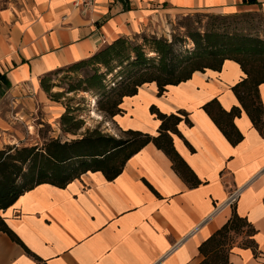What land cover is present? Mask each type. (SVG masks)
Wrapping results in <instances>:
<instances>
[{"label": "crops", "instance_id": "crops-1", "mask_svg": "<svg viewBox=\"0 0 264 264\" xmlns=\"http://www.w3.org/2000/svg\"><path fill=\"white\" fill-rule=\"evenodd\" d=\"M22 2L0 11V76L9 82L0 83V149L20 147L38 126L39 111L48 123L65 113L61 104L48 103L42 89L50 73L120 38L154 33L164 15L202 9L229 15L259 6L242 0H98L94 13L82 15L75 0ZM245 78L238 63L226 60L220 71L196 72L162 96L155 83L145 84L111 119L122 131L157 136L161 121L153 106L166 115L187 114L173 140L199 187L190 188L152 143L112 181L88 172L66 188L41 184L1 212L22 245L0 230V264H200V246L234 213L256 230V249L234 247L230 263L264 264V137L233 91ZM259 90L264 105V84ZM214 99L226 111L242 109L235 124L244 139L236 146L203 109Z\"/></svg>", "mask_w": 264, "mask_h": 264}, {"label": "trees", "instance_id": "trees-1", "mask_svg": "<svg viewBox=\"0 0 264 264\" xmlns=\"http://www.w3.org/2000/svg\"><path fill=\"white\" fill-rule=\"evenodd\" d=\"M242 3L261 5L258 0H242ZM207 17L210 21L204 32L194 29L192 25L188 26V37L194 44V51L185 57L184 62L173 60L172 45L165 40L153 38L150 43V48L159 57L158 64H155V60L149 59L142 47L132 46L128 38H120L92 57L68 68L70 71H77L87 65H103L112 70V62H119L121 67L129 61V51L136 55V60L131 65L151 64L150 69L133 77L131 84L119 90L109 105L101 106V110L108 113L112 119L121 113L120 105L123 99L136 95L139 88L145 84L155 83L159 95L162 96L167 87L187 82L196 72H204L207 69L220 71L226 60L235 61L241 66L246 78L234 86L233 91L242 109L264 137V105L259 90L264 84V40L250 34L228 31L230 28L227 26L221 28V24L228 18L231 20L229 26L235 23V18L240 17L239 15ZM145 41H148L147 38ZM64 69L50 74L62 72ZM46 77L42 79V89L49 94L52 87L47 84ZM105 77L106 75L96 73L87 78L85 83L90 88L102 89L105 88ZM1 80L9 85L5 76H0V83ZM95 105L97 106V100ZM203 109L232 145L236 146L243 141L244 136L235 124L236 118L241 116V108L234 107L226 111L219 101L214 99L204 105ZM70 113L66 112L61 117L64 125L74 121ZM151 113L161 121L157 136L128 130L124 131L125 137L116 138L96 130L77 140H50L42 148L34 146L0 149V230L22 245L17 235L8 227L1 212L14 205L23 194L41 184L66 188L88 172H102L108 181H112L123 172L127 161L133 155L151 143L171 159L175 172L190 188L199 187L202 182L177 152L173 140L174 134H180L179 124L183 120L189 121L187 114L180 112L166 115L154 106ZM76 123L74 129H80V123ZM255 233L256 230L245 218L234 213L227 224L200 246V264H231L230 255L234 249L235 238L245 235L247 239L239 246L256 249L253 238ZM25 249L32 255L26 247ZM36 259L41 262L39 258Z\"/></svg>", "mask_w": 264, "mask_h": 264}, {"label": "rangeland", "instance_id": "rangeland-1", "mask_svg": "<svg viewBox=\"0 0 264 264\" xmlns=\"http://www.w3.org/2000/svg\"><path fill=\"white\" fill-rule=\"evenodd\" d=\"M23 0H0V11L7 7L20 6ZM210 15L217 16H234L236 22L229 26L228 18L221 28L224 26L230 28L228 31H235L239 34H250L252 37H260L264 40V5H259L254 9L242 10L239 13L223 14L213 10H197L193 12H174L164 15L160 20L159 27L154 33H146L129 40L132 46H140L149 59L155 60L158 64V54L150 48L153 38L165 40L172 45L173 60L184 62L191 52L194 51V44L188 37V26L192 25L194 29L204 32ZM247 15V16H244ZM250 15V16H249ZM147 38L148 41H145ZM130 59L121 67L119 62H112L109 68L103 65H87L81 67L77 71H70L68 67L59 73L50 74L46 77L47 84L50 85L51 91L48 96V103L51 105L61 104L66 112H71L74 121L69 124H63L61 118L51 123L42 121L46 118V114L38 112V122L34 130L21 140L20 147L42 148L50 140L59 139L62 142L81 139L88 132L100 131L104 134L123 138L126 135L124 131L111 123L108 113L101 110V106L109 105L112 98L122 88H126L131 84V79L141 74L143 71L150 69V65H131L136 60V55L129 51ZM103 74L105 77V88H90L85 83L87 78L94 74ZM44 91V90H43ZM97 100V106L95 101ZM51 101V102H50ZM95 111V112H94ZM64 113V114H65ZM97 114V116L94 115ZM63 114V115H64ZM95 116V117H94ZM76 122L80 123V129H74ZM108 123V124H107ZM31 126L34 124H30ZM67 131V132H66ZM247 237L239 235L235 238L234 247L245 242Z\"/></svg>", "mask_w": 264, "mask_h": 264}, {"label": "built area", "instance_id": "built-area-1", "mask_svg": "<svg viewBox=\"0 0 264 264\" xmlns=\"http://www.w3.org/2000/svg\"><path fill=\"white\" fill-rule=\"evenodd\" d=\"M98 0H75L74 8L82 15H90L94 13L97 7ZM237 193L232 195L229 202L234 204L237 200Z\"/></svg>", "mask_w": 264, "mask_h": 264}, {"label": "bare ground", "instance_id": "bare-ground-1", "mask_svg": "<svg viewBox=\"0 0 264 264\" xmlns=\"http://www.w3.org/2000/svg\"><path fill=\"white\" fill-rule=\"evenodd\" d=\"M95 103H96V101H95ZM94 112H95V111H94ZM94 115H95V116H97V114H96V113H94ZM95 116H94V117H95ZM97 117H98V116H97Z\"/></svg>", "mask_w": 264, "mask_h": 264}]
</instances>
